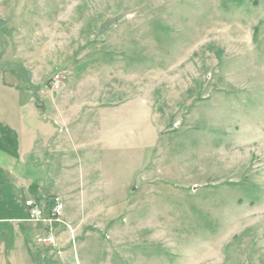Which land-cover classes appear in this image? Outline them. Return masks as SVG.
I'll use <instances>...</instances> for the list:
<instances>
[{"label":"rangeland","instance_id":"374dc122","mask_svg":"<svg viewBox=\"0 0 264 264\" xmlns=\"http://www.w3.org/2000/svg\"><path fill=\"white\" fill-rule=\"evenodd\" d=\"M0 72L41 116L0 264H264V0H0Z\"/></svg>","mask_w":264,"mask_h":264},{"label":"crops","instance_id":"0c3cea01","mask_svg":"<svg viewBox=\"0 0 264 264\" xmlns=\"http://www.w3.org/2000/svg\"><path fill=\"white\" fill-rule=\"evenodd\" d=\"M0 75H2L0 78L4 79L0 81V174L6 170L9 174L7 178L5 177L9 185L6 195L7 208L10 210V214L18 215L20 211L14 207L11 199L29 189L27 173L22 172L20 168L22 165L26 166L29 158L33 159L32 152L35 151L37 137L40 133L38 122L35 123V126H29L27 116L29 113L34 116L38 113H36L37 109L30 105L26 91L25 94L19 91L21 90L19 85L7 82L2 72ZM7 86L8 88L12 87L11 89L16 94L14 95L12 92L11 95L6 96ZM34 102L31 104H35ZM38 116L41 118L39 114ZM3 178L0 176V181ZM32 192L35 194L33 190ZM29 196L31 194L25 198Z\"/></svg>","mask_w":264,"mask_h":264},{"label":"built area","instance_id":"2783aa9c","mask_svg":"<svg viewBox=\"0 0 264 264\" xmlns=\"http://www.w3.org/2000/svg\"><path fill=\"white\" fill-rule=\"evenodd\" d=\"M46 196L44 195V193H40L39 196L37 198H33L31 196L26 197L24 204L27 208V213H29L30 216L32 217H36L34 219H38L41 218L39 221L42 223V225H44L46 223V219L47 216L45 215V210H47L46 208L48 207V201L46 200ZM61 203L59 202V199L56 198V200L54 201V204L51 206V214L52 216L54 215H58V213L60 212L59 209L61 208ZM45 226V225H44ZM42 226V227H44ZM35 240L39 243L42 244H47L48 241L51 240V236L46 232V230H44V232H42L41 234H38L35 236Z\"/></svg>","mask_w":264,"mask_h":264},{"label":"trees","instance_id":"16d2710c","mask_svg":"<svg viewBox=\"0 0 264 264\" xmlns=\"http://www.w3.org/2000/svg\"><path fill=\"white\" fill-rule=\"evenodd\" d=\"M39 196V195H38Z\"/></svg>","mask_w":264,"mask_h":264}]
</instances>
